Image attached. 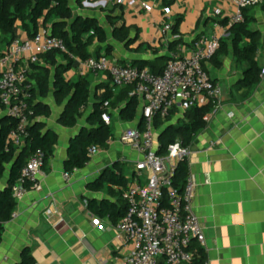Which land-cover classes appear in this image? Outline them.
<instances>
[{
  "label": "crops",
  "instance_id": "obj_1",
  "mask_svg": "<svg viewBox=\"0 0 264 264\" xmlns=\"http://www.w3.org/2000/svg\"><path fill=\"white\" fill-rule=\"evenodd\" d=\"M236 1L175 0L167 15L161 0H121L122 8L114 10L112 3L106 0H69L73 17L95 19L107 33V42L99 43L95 39L89 52L99 50L100 54L107 53L110 59L124 65L170 55L168 43L175 40L174 36L180 40L177 47L180 55L190 53L193 40L202 33L221 36L225 53L204 62L210 78L222 87L221 105L195 135L186 160L188 174L195 182L193 208L205 234L204 247L193 243L196 256L199 249L203 256L201 262L196 260L194 264L206 261L210 264H264V75L259 74L258 82L253 85L245 84L247 62L236 61L227 29L212 27L214 21L235 12ZM263 2L246 10V16L251 19L248 27L258 36L255 59L259 68L264 66ZM141 3L150 4L151 10H145ZM215 8H220L221 16L213 15ZM116 15L121 18L115 25L124 24L129 28L131 43L128 46L112 37L110 18ZM177 19L180 22L176 35L162 31L164 24L174 25ZM15 33L27 37L19 23H16ZM36 64L46 65L42 59ZM32 75L33 70L30 77L36 89ZM80 76L87 77L92 93L102 92L103 88L99 87L109 83L105 74L82 73L73 60L64 77L74 81ZM33 102L48 106L50 117L38 118L45 123L44 130L55 131L58 139L45 163V173L39 178L40 188L28 191L21 200H14L12 216L3 223L0 264L19 262L24 247H29L36 264H123L133 247L116 229L120 218L114 221L109 216L98 217L91 212L88 203L125 205L119 192L129 185L133 166L140 155L117 138L127 128H139L140 100L138 114L130 122L118 116L122 104L109 106L115 135L106 149L99 148L82 168L69 173L68 179L64 178L67 173L64 162L69 142L82 127H88L87 116L92 107L84 109L74 127H64L58 122L63 106L55 103L52 89L45 97L36 94ZM182 117L175 112L171 123ZM158 132L156 129V138ZM106 170L121 173L126 185H109L104 181L103 188H93ZM7 181L8 173H5L0 178V192ZM160 263L165 264L163 259Z\"/></svg>",
  "mask_w": 264,
  "mask_h": 264
},
{
  "label": "built area",
  "instance_id": "obj_2",
  "mask_svg": "<svg viewBox=\"0 0 264 264\" xmlns=\"http://www.w3.org/2000/svg\"><path fill=\"white\" fill-rule=\"evenodd\" d=\"M260 2L237 0L235 12L227 17L228 24L222 25L216 20L212 27L226 30L231 23L243 20V9ZM141 5L145 10H151L150 4ZM164 13L168 15L170 8H165ZM213 15L221 16L220 8H215ZM171 28L172 25L167 23L162 31H171ZM220 40L219 34H200L193 40L190 53L171 54L158 73L148 67L121 65L104 54L84 59L68 54L78 63L82 73L105 74L113 87L132 85L130 95H135L141 102L142 128H127L117 138L140 155L133 166L129 185L121 189L126 208L116 229L133 247L123 264H159L161 259L165 264H194L193 243L205 246L204 228L193 208L195 182L192 175H187L181 191L173 184L176 167L187 160L190 146L176 139L168 146L166 154L159 155L153 120L155 116L165 120L172 111L183 116L193 107L210 105L211 113L220 107L222 87L210 78L204 67L205 60L219 48ZM52 50L67 52L61 38L39 28L32 37L15 36L0 55V116L15 121L7 134V142L15 147L23 145L31 114L29 101L34 88L31 65ZM260 75H264V66L260 68ZM211 113L203 120L207 121ZM100 118L106 125L111 123L108 102L103 104ZM98 151L95 145L88 148L90 157ZM44 173V154L38 149L27 159L18 179L11 185L12 199L21 200L28 191L39 189V178ZM64 178L68 179L69 173H65Z\"/></svg>",
  "mask_w": 264,
  "mask_h": 264
},
{
  "label": "trees",
  "instance_id": "obj_3",
  "mask_svg": "<svg viewBox=\"0 0 264 264\" xmlns=\"http://www.w3.org/2000/svg\"><path fill=\"white\" fill-rule=\"evenodd\" d=\"M106 1L112 3V10L122 8L121 0ZM174 1L161 0V6L170 8ZM261 4L264 8V2ZM247 8L242 10L243 20L231 23L227 28V32L231 39V49L236 61L247 62L248 64L245 69L244 83L253 85L258 82L260 74V68L257 66L255 59L259 42L257 33L248 27L251 19L246 16ZM120 18V15L110 18L112 37L128 46L131 43L129 28L124 24L115 25V22ZM179 22L180 19H177L175 24L172 25L171 31L174 35L178 33ZM16 23H19L20 28L26 33L27 37H32L39 28L49 30L52 36L61 38L64 41L67 52L52 50L40 56V59L46 65H31L34 74L32 76L36 81L38 92L36 93V89L33 88L29 101L31 114L26 129L27 134L21 147H15L7 142L8 131L15 125V121L8 116H3L0 119V178L8 173L7 186L0 192V239L3 223L11 218L15 207L10 187L18 179L21 167L31 154L38 149L43 152L44 162L46 163L52 155L54 145L58 139L55 131L44 130L45 123L38 118H48L51 113L47 105L33 102L36 94L45 97L52 89L55 103L57 106H63L58 122L64 127H74L84 109L89 105L92 107L90 114L87 116L88 127H82L78 135L69 142L67 158L64 162V169L67 173L82 168L90 160L88 148L91 145L106 149L107 141L113 138L112 125H106L100 118L102 106L105 102H108L110 107H117L122 104L118 114L122 121H133L138 114V98L135 95H130V92L133 91L132 85L119 88L113 87L109 80V83L102 84L99 87L103 88L102 92L97 93L96 90L92 93L90 82L86 76H80L74 81L66 80L64 77L65 72L73 64V60L68 57V54L81 59L102 55L99 50L90 53L88 49L95 39L99 43H106L108 39L106 31L97 24L95 19H84L81 16L73 17L69 0H0V55L3 54L10 41L16 36ZM220 23L227 25L228 18L222 19ZM179 43L178 38L168 43L170 55L177 53ZM225 51L222 49L220 40V46L212 57L223 54ZM104 55L108 56L107 53H104ZM170 55L158 56L152 60H135L132 65L148 67L151 71L158 73L163 69ZM63 60L66 62L64 63ZM216 63L218 64L219 61L216 60ZM212 110L210 105L193 107L187 110L183 117L178 118L175 123H171L175 111H172L165 120L155 116L153 120L154 127L161 131L157 139V153L159 155L166 154L168 146L176 139H180L184 145H190L199 129L204 125L203 117L211 113ZM142 125L143 120L141 119L139 122L140 129ZM187 175V161L185 160L177 165L173 175V184L178 190L183 189ZM98 180L94 182L93 188L95 189L103 188L105 182L115 186L124 187L126 185V178L121 173L116 174L113 170H106L101 179ZM119 198L121 201L123 200L121 192H119ZM88 207L98 217L109 216L114 221L122 217L126 208L125 205L115 207L107 202H102L99 205L89 202ZM196 254L194 263H196V260L201 262L203 258L202 250L199 249V256H196ZM16 264H36L29 247L22 249L20 260Z\"/></svg>",
  "mask_w": 264,
  "mask_h": 264
},
{
  "label": "water",
  "instance_id": "obj_4",
  "mask_svg": "<svg viewBox=\"0 0 264 264\" xmlns=\"http://www.w3.org/2000/svg\"><path fill=\"white\" fill-rule=\"evenodd\" d=\"M160 134H161V131H159V132L157 133V139H158V137L160 136Z\"/></svg>",
  "mask_w": 264,
  "mask_h": 264
},
{
  "label": "rangeland",
  "instance_id": "obj_5",
  "mask_svg": "<svg viewBox=\"0 0 264 264\" xmlns=\"http://www.w3.org/2000/svg\"><path fill=\"white\" fill-rule=\"evenodd\" d=\"M37 89H38V88H36V90H37ZM113 128H114V125H113ZM113 132H114L113 134L115 135V129H114V131H113Z\"/></svg>",
  "mask_w": 264,
  "mask_h": 264
}]
</instances>
